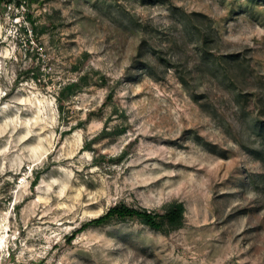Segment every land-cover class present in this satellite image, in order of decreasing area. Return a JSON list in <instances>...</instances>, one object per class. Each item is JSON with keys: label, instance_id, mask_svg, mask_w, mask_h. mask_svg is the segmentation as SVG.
<instances>
[{"label": "rangeland", "instance_id": "rangeland-1", "mask_svg": "<svg viewBox=\"0 0 264 264\" xmlns=\"http://www.w3.org/2000/svg\"><path fill=\"white\" fill-rule=\"evenodd\" d=\"M13 1L0 264H264V0ZM176 202L178 227L84 225Z\"/></svg>", "mask_w": 264, "mask_h": 264}, {"label": "trees", "instance_id": "trees-1", "mask_svg": "<svg viewBox=\"0 0 264 264\" xmlns=\"http://www.w3.org/2000/svg\"><path fill=\"white\" fill-rule=\"evenodd\" d=\"M16 6L25 3L24 0H14ZM30 30H34L35 26L32 20H28ZM29 30V29H28ZM80 84H86V75L79 76L77 81L69 82L63 85L58 93V110L61 111V102L63 99L67 98L70 94L75 92ZM38 177V176H37ZM184 212V206L182 202H176L172 204L167 211L164 213L152 212L147 209H137L134 207H129L124 204H119L116 206L109 207L102 215L95 218H91L84 225H94L99 226L107 224L112 220H123L125 218H136L141 223L151 227V228H161L162 226L178 227L182 223Z\"/></svg>", "mask_w": 264, "mask_h": 264}]
</instances>
